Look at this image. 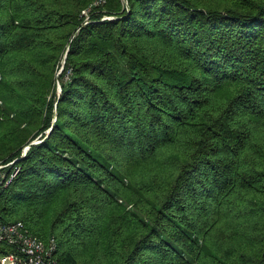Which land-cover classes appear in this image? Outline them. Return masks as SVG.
<instances>
[{
  "label": "trees",
  "instance_id": "obj_1",
  "mask_svg": "<svg viewBox=\"0 0 264 264\" xmlns=\"http://www.w3.org/2000/svg\"><path fill=\"white\" fill-rule=\"evenodd\" d=\"M95 1L0 0V222L64 264H264V0Z\"/></svg>",
  "mask_w": 264,
  "mask_h": 264
},
{
  "label": "built area",
  "instance_id": "obj_2",
  "mask_svg": "<svg viewBox=\"0 0 264 264\" xmlns=\"http://www.w3.org/2000/svg\"><path fill=\"white\" fill-rule=\"evenodd\" d=\"M105 0H96L93 5L98 6ZM84 11L87 16L85 23L89 22L90 10ZM65 62L58 73V87L62 92L59 75L64 70ZM68 77V76H67ZM11 160H0V190L8 187L21 171L19 160L24 157ZM0 241L15 248L14 251L0 257V264H64L57 257L58 241L55 236L44 240L34 234L22 220L0 222Z\"/></svg>",
  "mask_w": 264,
  "mask_h": 264
}]
</instances>
